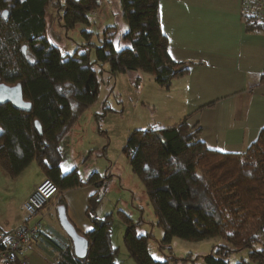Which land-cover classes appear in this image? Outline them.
Listing matches in <instances>:
<instances>
[{"label": "trees", "instance_id": "16d2710c", "mask_svg": "<svg viewBox=\"0 0 264 264\" xmlns=\"http://www.w3.org/2000/svg\"><path fill=\"white\" fill-rule=\"evenodd\" d=\"M48 1L0 0V85H19L22 100L31 107L27 112L12 103L0 104V169L14 179L34 161L58 193L94 185L97 190L88 197L85 211L93 229L82 234L89 243L86 257L77 259L70 242L58 247L54 264H116L118 249L111 243L109 217L96 216L101 177L94 173L82 180L75 169L63 175L60 141L99 96L101 80L95 65L106 63L110 79L141 72L168 89L194 63L170 59L160 27L159 0H120L127 25L123 39L129 45L116 50L105 35L95 47L94 61L87 51L64 55L47 42ZM99 7L100 0H65L64 27L89 25L87 14ZM247 21L250 29L263 28L253 19ZM83 35L89 40L90 34ZM200 133L199 126H189L183 118L171 127L134 130L122 150L144 186L156 226L163 232L162 243L168 245L174 238L225 242L200 261L185 258L182 264H230V256L243 251L247 258L236 264H264V244L258 241L264 226V129L238 154L207 149ZM58 206L64 203L58 201ZM122 220L123 243L135 264H170L153 260L148 237L138 235L126 215Z\"/></svg>", "mask_w": 264, "mask_h": 264}, {"label": "crops", "instance_id": "0c3cea01", "mask_svg": "<svg viewBox=\"0 0 264 264\" xmlns=\"http://www.w3.org/2000/svg\"><path fill=\"white\" fill-rule=\"evenodd\" d=\"M159 17L170 59L194 63L168 89L158 88L167 93L164 100H177L172 107L177 117L170 124L187 118L189 126L200 127L207 149L244 153L264 129V28H249L242 0H159ZM119 76L126 75L115 74L114 79ZM136 78L121 81L144 82L139 76L137 83ZM163 110L172 115L170 107ZM44 178L34 161L11 181L0 169V232L8 233L22 223L23 202ZM96 190L87 185L61 192L67 218L80 234L93 229L85 211ZM57 199L37 216L43 229L15 264H54L58 247L70 245L55 223ZM55 235L58 245L51 240Z\"/></svg>", "mask_w": 264, "mask_h": 264}, {"label": "rangeland", "instance_id": "374dc122", "mask_svg": "<svg viewBox=\"0 0 264 264\" xmlns=\"http://www.w3.org/2000/svg\"><path fill=\"white\" fill-rule=\"evenodd\" d=\"M64 11L65 0H49L44 11V37L62 54L73 55L76 51H87L90 60L94 61L95 47L100 45L105 35L112 39L116 50L128 47V42L123 39L127 25L120 0H100V7L87 14L89 25L79 24L73 29L64 27ZM83 32L90 34L88 43ZM94 68L101 80L100 93L96 102L79 117L60 141L61 173L64 175L75 169L82 180H87L94 173L101 177L103 185L96 216L99 219L109 217L111 243L118 249L116 264H135L123 243L126 227L122 214L132 220L138 235L148 237V248L153 260L168 261L170 264H182L185 258L200 261L216 246L225 242L219 238L200 242L174 238L168 245L162 243L163 232L156 226L144 186L132 173L122 152L134 130L160 128L156 124L160 122L169 127L173 125L170 121L176 119L177 114L172 107L177 100H164L167 93L158 89L151 75L131 72L125 77L110 79L106 63L95 65ZM138 75L144 80L143 83L121 81V78L131 79ZM166 106L171 108L172 115L165 114L167 111L163 108ZM7 180L11 181V178ZM61 195L56 194L52 201L59 197L57 200L64 203ZM55 221L59 232H62L57 215ZM51 240L55 245L59 244L56 235ZM242 258H247L246 251L232 254L230 264H236Z\"/></svg>", "mask_w": 264, "mask_h": 264}, {"label": "built area", "instance_id": "2783aa9c", "mask_svg": "<svg viewBox=\"0 0 264 264\" xmlns=\"http://www.w3.org/2000/svg\"><path fill=\"white\" fill-rule=\"evenodd\" d=\"M242 14L264 28V0H242ZM56 194V185L47 178L42 179L23 202L22 223L8 233L0 232V259L3 264H15L28 245L36 240L43 229L37 216ZM258 241L264 244V226L258 231Z\"/></svg>", "mask_w": 264, "mask_h": 264}, {"label": "water", "instance_id": "95a60500", "mask_svg": "<svg viewBox=\"0 0 264 264\" xmlns=\"http://www.w3.org/2000/svg\"><path fill=\"white\" fill-rule=\"evenodd\" d=\"M7 13L3 12L5 16ZM25 48H23V51ZM12 103L17 109L22 111H30V105L22 100L21 88L19 85L6 86L0 85V104ZM35 129L38 134H42L39 122H35ZM57 220L64 234L69 238L72 246L73 255L77 259H84L89 249L87 239L75 229L68 220L64 206L57 207Z\"/></svg>", "mask_w": 264, "mask_h": 264}, {"label": "snow or ice", "instance_id": "6c2138e0", "mask_svg": "<svg viewBox=\"0 0 264 264\" xmlns=\"http://www.w3.org/2000/svg\"><path fill=\"white\" fill-rule=\"evenodd\" d=\"M63 167V166H62Z\"/></svg>", "mask_w": 264, "mask_h": 264}]
</instances>
